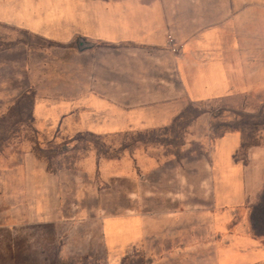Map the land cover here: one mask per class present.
<instances>
[{
  "label": "crops",
  "instance_id": "0c3cea01",
  "mask_svg": "<svg viewBox=\"0 0 264 264\" xmlns=\"http://www.w3.org/2000/svg\"><path fill=\"white\" fill-rule=\"evenodd\" d=\"M0 26L79 49L121 46L109 63L104 56L94 61L80 93L36 98L33 115L46 131L165 130L190 107L240 98L253 100L246 113L256 114L264 105V0H0ZM169 37L179 53L171 52ZM97 67H110V73ZM258 140L242 156L241 131L227 132L213 145L210 232L221 240L215 264H264V239L253 235L249 221V206L264 188V129ZM93 161L98 163L94 156L87 163ZM46 172L44 165L43 178ZM40 194V213L58 209L56 189L44 185ZM201 217L197 235L186 216L181 226L169 218L106 217L107 262L125 264L147 235L154 264L174 257L171 243L180 242L178 254L187 257L191 241L198 245L200 235L205 238Z\"/></svg>",
  "mask_w": 264,
  "mask_h": 264
},
{
  "label": "rangeland",
  "instance_id": "374dc122",
  "mask_svg": "<svg viewBox=\"0 0 264 264\" xmlns=\"http://www.w3.org/2000/svg\"><path fill=\"white\" fill-rule=\"evenodd\" d=\"M117 53L121 46L79 49L0 26V264H108L106 217L169 218L181 226L186 216L197 235L202 214L205 238L200 235L198 245L191 241L187 257L178 254L180 242L171 243L174 257L163 264H215L221 240L210 232L213 145L238 130L244 155L264 129V105L256 114L246 113L253 100L240 98L190 107L165 130L106 135L44 130L33 115L36 98L80 93L94 61L104 56L109 63ZM109 68L97 67L107 75ZM91 156L96 165L87 163ZM44 185L60 199L58 209L46 214L38 210ZM153 247L147 235L125 264H154Z\"/></svg>",
  "mask_w": 264,
  "mask_h": 264
},
{
  "label": "trees",
  "instance_id": "16d2710c",
  "mask_svg": "<svg viewBox=\"0 0 264 264\" xmlns=\"http://www.w3.org/2000/svg\"><path fill=\"white\" fill-rule=\"evenodd\" d=\"M249 221L253 235L264 239V188L256 202L250 206Z\"/></svg>",
  "mask_w": 264,
  "mask_h": 264
},
{
  "label": "built area",
  "instance_id": "2783aa9c",
  "mask_svg": "<svg viewBox=\"0 0 264 264\" xmlns=\"http://www.w3.org/2000/svg\"><path fill=\"white\" fill-rule=\"evenodd\" d=\"M169 44L171 47V52H173L174 54L180 52L181 47L174 45V41H173L172 37H169Z\"/></svg>",
  "mask_w": 264,
  "mask_h": 264
}]
</instances>
